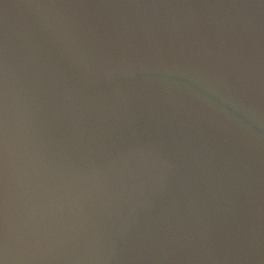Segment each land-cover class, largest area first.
Wrapping results in <instances>:
<instances>
[{"label": "water", "instance_id": "95a60500", "mask_svg": "<svg viewBox=\"0 0 264 264\" xmlns=\"http://www.w3.org/2000/svg\"><path fill=\"white\" fill-rule=\"evenodd\" d=\"M0 264H264V0H0Z\"/></svg>", "mask_w": 264, "mask_h": 264}]
</instances>
